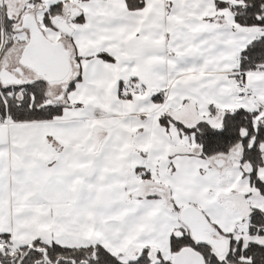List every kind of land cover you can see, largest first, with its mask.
<instances>
[{"label": "snow or ice", "instance_id": "obj_1", "mask_svg": "<svg viewBox=\"0 0 264 264\" xmlns=\"http://www.w3.org/2000/svg\"><path fill=\"white\" fill-rule=\"evenodd\" d=\"M0 264H264V0H0Z\"/></svg>", "mask_w": 264, "mask_h": 264}]
</instances>
